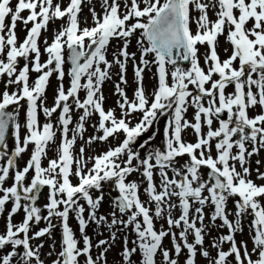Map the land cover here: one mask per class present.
<instances>
[{
  "label": "snow or ice",
  "instance_id": "6c2138e0",
  "mask_svg": "<svg viewBox=\"0 0 264 264\" xmlns=\"http://www.w3.org/2000/svg\"><path fill=\"white\" fill-rule=\"evenodd\" d=\"M84 3L16 0L13 6V0H0V80L4 85L0 92V216L7 212L0 232V264H45L44 243L34 245L32 241L52 236L54 218L61 220L62 232L60 251L52 264H107L117 233L129 229L135 239L129 241L125 235L122 264H136L134 257L138 264H180L182 254L184 264H198V256L208 264H264V184L251 178L250 168V158L264 150V0H101L99 12L89 8L92 26L81 27ZM25 12L27 16L22 15ZM56 20H66V24L54 33L51 43L44 40L42 51V32ZM18 22L25 26L22 41L17 35ZM138 32L137 62L129 45ZM221 36L232 46L231 54L223 60L217 50ZM113 40L122 41V47L113 51L109 60ZM204 45L208 50L202 67L200 46ZM44 54L47 59L42 62ZM129 61L136 82L131 99L126 91ZM179 61L188 62L189 67L179 66ZM169 65L174 66L172 71ZM151 66L157 69V87L149 96L143 81ZM32 73L37 74L34 80ZM54 73L60 84L53 105L48 107L46 91ZM66 75L67 89L63 83ZM113 75L118 77L119 117L115 109L104 107L103 86ZM229 86L231 93L226 92ZM25 105L23 127L27 134L22 139L18 118ZM258 106L262 111L250 115ZM190 108L191 120L186 116ZM78 110L82 114L69 138L72 114ZM58 112L62 137L58 156L44 167L42 160L57 131L51 118ZM41 113L48 118L43 124ZM134 113H141L142 118L132 125ZM94 114L99 117L95 127L102 134L89 137L86 144L107 141L120 132L125 138L94 157L86 158L81 147L77 158L73 147L78 136L83 138L87 120ZM169 115L164 149L142 157L135 149L137 139L158 117ZM214 123L218 127H213ZM10 127L14 130L11 150L7 142ZM188 129L196 135L194 143L183 138ZM151 139L140 147L147 149ZM29 145L33 147L30 157L19 167L18 160ZM184 156L188 159L181 163ZM204 168L209 170L207 179L201 172ZM133 173L142 176L146 201L141 199V184L128 179ZM257 174L264 181V173L257 169ZM72 176L78 183L73 184ZM109 182L118 195L113 211L104 215L100 213L103 185ZM44 187L49 194L41 206L38 201ZM230 200L234 212L228 208ZM206 208L212 210L210 214ZM177 209L179 214L173 215ZM20 212L21 221L14 222ZM70 215L77 221L80 239L70 226ZM206 216L209 223H205ZM248 216L252 217L248 225L251 251L247 241L236 239ZM42 221L46 226L32 232ZM158 221L167 227L157 228ZM90 224L106 227L109 238L94 244L86 231ZM210 225L228 231L206 242ZM166 238L171 248L165 247ZM94 248L98 250L95 256Z\"/></svg>",
  "mask_w": 264,
  "mask_h": 264
},
{
  "label": "rangeland",
  "instance_id": "374dc122",
  "mask_svg": "<svg viewBox=\"0 0 264 264\" xmlns=\"http://www.w3.org/2000/svg\"><path fill=\"white\" fill-rule=\"evenodd\" d=\"M15 2L16 0H13V6H15ZM63 3L66 5L68 3V0H63ZM101 5V0H91V3L89 4L88 0H85V3L82 5V12L80 13V20H81V27L84 26H92V16L91 13L89 11V8H95L97 12H99L101 10L100 8ZM22 15L27 16L28 13H22ZM213 19H215V17H212ZM85 21L87 23H85ZM8 21H6L7 23ZM66 24V20H56L55 22H50L47 31H43L41 38H40V47L41 50L43 51L44 48V40H47L49 43L52 42L53 39V35L56 31H58L62 26H64ZM28 27H31V25H29ZM193 30L195 31V25H193ZM17 35L18 38L22 41L24 39V37L26 36V31H25V26L22 23L17 24ZM139 36V32L137 34H135L132 38H131V44L129 45V51L130 52H136L137 54V62L139 61V51H138V47L136 44V40ZM231 44L226 40V38L224 36L219 37L218 39V54L220 55L221 59H226L232 51V46L230 48ZM122 47V41L119 40H113L111 42V45L109 47V52H108V58L109 60L112 59V52L115 51L117 48ZM208 50V46L204 45V46H200V55H201V66H204V62H203V54ZM68 56V52L67 50H65V57L67 59ZM151 58V57H149ZM47 59V55L44 54L41 56V61L44 62ZM21 66L23 65L24 61L21 60L20 61ZM70 65L68 63L65 64V71L67 73L68 69H69ZM169 67V71H172L173 69ZM184 68H188L189 64L188 62L184 63L183 65ZM117 71V69H113V73H115ZM156 72L157 69L155 66H151L149 69H146L144 72V88L146 93L151 96V93L155 90V88L157 87V77H156ZM32 79L34 80L37 76L36 73H32ZM215 78V77H214ZM127 79H128V84L126 86V91H127V95L128 97L131 99L133 97V93L136 89V82L134 79V75H133V62L129 61L128 63V70H127ZM118 77L113 75L112 80L106 81L104 86H103V94L105 96V101H104V107L106 110L109 109H115L116 115L119 117L121 115V110L118 107L117 101L120 100V97L115 93V83L117 82ZM65 88L67 89L69 87V78L66 75L65 79L63 81ZM60 81L57 79L56 74L54 73L53 76L50 78L49 81V86L47 88L46 91V106L51 107L54 103V99L55 96L57 94V90L59 87ZM122 87H125L124 85H121ZM4 90V85L2 80H0V92H2ZM233 91L232 87L229 86V88L226 90V92L231 93ZM84 92L82 91L80 96L81 99L84 98ZM26 105L24 108L20 109V116H19V122L21 123V138L23 139V137L27 134L26 130L24 129V123H25V109H26ZM11 110V109H10ZM260 111H262V109L258 106L255 110L250 111V115H255L257 113H259ZM59 112L54 114L53 117L51 118V122L54 123V125H56V136L54 139V142L50 143L47 149V156L42 160V166L47 167L49 160L51 159H55L58 156V150H59V146L61 144V132L59 130V125L57 124V116H58ZM82 114V110H78V111H74L73 112V123L69 126L70 127V131H69V138H71V136L73 135V132L71 131V129H73L75 127V124L78 121V117ZM192 115H193V109H189L188 113L186 114L187 119L191 120L192 119ZM40 122L41 124H43L44 122H46V120L48 118H46L42 113L40 114ZM142 118V114L141 113H134L132 115V117H130L131 123L132 125H135L136 123H138V120ZM170 118L169 117H158L157 121L154 122V125L152 128H150L148 130V132H145L140 138L137 139L136 141V145H135V149L136 151L140 152L141 156H146L147 152H150L154 149H161L163 150L165 147V136H164V129L166 126V121L167 119ZM224 119L227 118V114L222 117ZM98 114H94L93 116L89 117L87 120V123L85 125L86 131L83 134V138L81 137H77V142L73 147V154L75 157H79L80 155V149L81 147H84L85 152H84V156L87 157H94L97 155L102 154L103 152L108 151L110 148H114L116 146H118L121 142V139H123V135L122 134H117L115 137H110L107 141H94L91 144H86V141L88 140L89 137L91 136H97V135H101L102 133L97 131V128L95 127L98 124ZM213 127H218L217 123H214ZM204 131H207V128H204ZM13 132L14 130H12V137L8 143L9 145V149L11 150L13 148L14 145V137H13ZM149 137H152L150 144L148 145L147 149H143L140 147V145L145 141L148 140ZM183 138L186 142H195L196 141V135L194 134V132L191 129H188L184 132L183 134ZM33 150V147L31 145H29V150L28 152H26L25 154H23L22 158H20L18 160V166L19 167H23L25 165V163L27 162V160L30 157V154ZM213 155H215V150L213 149ZM181 159V163H183L184 161H186L188 159L187 156H184ZM257 160L260 161L259 164H257ZM135 163V162H134ZM92 166V161L88 160V167L91 168ZM237 167L239 168V165H237ZM250 168H251V178L257 183V184H264V181L258 179V174H257V169H259L260 172L264 173V150L260 151L259 154L254 155L250 158ZM73 171H75V165L73 166ZM201 172L204 176L205 179L208 178V172L209 170L207 168L201 169ZM32 173H29V176H31ZM169 175H171V173H169ZM73 184L78 183V178L76 176H72L71 177ZM129 180L132 181H136L138 183L141 184V199L142 200H147L148 197L146 195V193L144 192V187L146 186L143 182H142V176L140 173H133L129 178ZM11 180L8 181V184H11ZM156 182L157 184H159V176H156ZM103 191H104V201L101 205L100 208V213L104 214V215H109L112 211H113V199L111 197L110 194H114V195H118V193L114 190V186L111 184V182L109 183H105L103 185ZM48 194H49V189L46 187L44 190V193H41V198L38 201L39 205H43L45 203H47V198H48ZM93 195H98V193L93 192ZM234 199H238L234 198ZM81 203H84L83 200H81ZM8 207H11V204L8 205ZM228 208L231 212L235 211V207H234V203L233 200L229 201L228 204ZM211 209L210 208H206V213L210 214L211 213ZM46 214V213H45ZM179 214V210H174L173 215H178ZM7 215V212L5 213L4 216H0V232L3 231L4 229V224H5V217ZM87 215V214H86ZM23 217V212H20L19 214H17L14 217V222H19L21 221ZM72 221L70 223V226L73 228L74 232L76 233V236L78 239L81 238V234L79 231V226L77 224V221L74 219V215H70ZM231 218V216H230ZM252 217L248 216L244 219L243 224H244V229L242 233H238L236 236L237 241H247L248 242V248L251 251L252 249V242L250 240V235L251 232L249 230V223L251 222ZM60 219L59 218H54L53 219V224L55 225V227L53 228L52 231V236L51 237H44L41 238V240H33L32 243L34 245L39 244L41 242L44 243V247L43 249H41L42 252V259L45 260V264H52V261L56 259V253H58L60 251V247H61V225L58 223ZM205 223H209L208 218L206 216L205 219ZM220 221H217L216 224H219ZM161 225H163L165 228L167 227L166 223H164L163 221H158L157 222V228H160ZM45 222H41L39 225H36L32 228V232L37 231L39 228H43L45 227ZM211 233L210 236L206 238V242L212 240L213 238L217 237L220 234H224L227 233V228L224 229H219L217 227L211 226ZM115 230V229H113ZM87 234L91 237H93V243L95 244L96 241L100 240V239H108L109 238V230L104 227V228H97L95 224H90L89 227L87 228ZM177 232L179 231L178 229L176 230ZM102 235H98V233H101ZM125 235H127L129 241L135 239V234L131 232V230L129 229L127 232L125 231H120L117 233V239L115 240V242L112 243V248L109 250V252L107 253V264H122V260H121V254H122V250L124 247V237ZM165 247L171 248V241L170 239L166 238L165 242ZM55 245V247L53 248L52 246ZM81 246H83L82 244V240H81ZM129 246H131V244H129ZM229 247V245L226 243L224 245L225 250H227ZM97 249H93V255L95 256L97 254ZM49 252H53V255L49 256L48 253ZM212 254L215 255V249L212 250ZM256 257L253 256V259H255ZM198 264H208V260L199 257L198 256ZM231 259V258H230ZM134 261H136V264H138V258L134 257ZM180 264H184V254L181 255L180 257ZM233 264H235V262L233 261Z\"/></svg>",
  "mask_w": 264,
  "mask_h": 264
},
{
  "label": "water",
  "instance_id": "95a60500",
  "mask_svg": "<svg viewBox=\"0 0 264 264\" xmlns=\"http://www.w3.org/2000/svg\"><path fill=\"white\" fill-rule=\"evenodd\" d=\"M184 63H186V62H184V61H179L178 62V64H179V66H183L184 65ZM69 64H70V62H69ZM12 128L10 127V133H9V136L7 137V142L9 143V141H10V139H11V137H12ZM209 173V172H208ZM43 191V188L41 189V192ZM115 198V197H114Z\"/></svg>",
  "mask_w": 264,
  "mask_h": 264
},
{
  "label": "flooded vegetation",
  "instance_id": "af4514ba",
  "mask_svg": "<svg viewBox=\"0 0 264 264\" xmlns=\"http://www.w3.org/2000/svg\"><path fill=\"white\" fill-rule=\"evenodd\" d=\"M230 48H231V46H230ZM217 50H218V48H217ZM225 115H226V114H225ZM223 116H224V115H223ZM223 116H222V117H223ZM139 121H140V119L138 120V122H139ZM131 124H132V123H131ZM124 138H125V135H123V139H124ZM45 188H46V187H45ZM110 195H111V194H110ZM86 214H87V213H86ZM86 214H85V215H86ZM74 219H75V217H74ZM70 220H72L71 217H70ZM75 220H76V219H75ZM58 221H59V220H58ZM58 223H59V224H62L61 220H60Z\"/></svg>",
  "mask_w": 264,
  "mask_h": 264
},
{
  "label": "trees",
  "instance_id": "16d2710c",
  "mask_svg": "<svg viewBox=\"0 0 264 264\" xmlns=\"http://www.w3.org/2000/svg\"><path fill=\"white\" fill-rule=\"evenodd\" d=\"M172 69L174 68V66H172V65H169ZM61 229H62V226H61Z\"/></svg>",
  "mask_w": 264,
  "mask_h": 264
}]
</instances>
